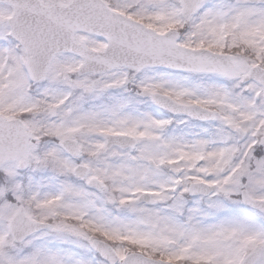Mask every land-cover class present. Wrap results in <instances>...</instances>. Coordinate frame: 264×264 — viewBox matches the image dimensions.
Segmentation results:
<instances>
[{"label":"snow or ice","instance_id":"obj_1","mask_svg":"<svg viewBox=\"0 0 264 264\" xmlns=\"http://www.w3.org/2000/svg\"><path fill=\"white\" fill-rule=\"evenodd\" d=\"M0 264H264V0H0Z\"/></svg>","mask_w":264,"mask_h":264}]
</instances>
